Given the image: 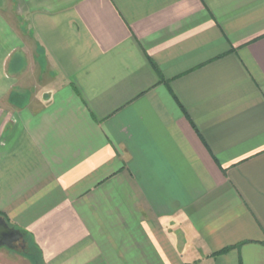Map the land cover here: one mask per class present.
Here are the masks:
<instances>
[{"label": "crops", "instance_id": "0c3cea01", "mask_svg": "<svg viewBox=\"0 0 264 264\" xmlns=\"http://www.w3.org/2000/svg\"><path fill=\"white\" fill-rule=\"evenodd\" d=\"M0 216L42 264H264V0H0Z\"/></svg>", "mask_w": 264, "mask_h": 264}, {"label": "water", "instance_id": "95a60500", "mask_svg": "<svg viewBox=\"0 0 264 264\" xmlns=\"http://www.w3.org/2000/svg\"><path fill=\"white\" fill-rule=\"evenodd\" d=\"M19 241H22L24 244L29 243L27 233L10 225L6 218L0 216V248L16 249Z\"/></svg>", "mask_w": 264, "mask_h": 264}, {"label": "rangeland", "instance_id": "374dc122", "mask_svg": "<svg viewBox=\"0 0 264 264\" xmlns=\"http://www.w3.org/2000/svg\"><path fill=\"white\" fill-rule=\"evenodd\" d=\"M31 249H32L31 255L35 256L38 260L42 261V258L40 257L39 251L37 249H34L33 246ZM17 260L18 261L21 260V258L18 256L17 253L9 251L6 248H0V264H17ZM18 264H20V263H18Z\"/></svg>", "mask_w": 264, "mask_h": 264}, {"label": "flooded vegetation", "instance_id": "af4514ba", "mask_svg": "<svg viewBox=\"0 0 264 264\" xmlns=\"http://www.w3.org/2000/svg\"><path fill=\"white\" fill-rule=\"evenodd\" d=\"M29 243L27 242L26 244H24L22 241H19L17 243V248L16 249H8L7 247H1V248H6L9 251L15 252L17 254H25V252H29L30 251V247H29Z\"/></svg>", "mask_w": 264, "mask_h": 264}, {"label": "trees", "instance_id": "16d2710c", "mask_svg": "<svg viewBox=\"0 0 264 264\" xmlns=\"http://www.w3.org/2000/svg\"><path fill=\"white\" fill-rule=\"evenodd\" d=\"M228 250H230V248H226L224 249L222 252H227ZM32 253V249L30 247V251L29 252H25L24 255H27V257L33 262V264H42V262L40 260H38L35 256L31 255ZM183 264H191V263H183Z\"/></svg>", "mask_w": 264, "mask_h": 264}]
</instances>
